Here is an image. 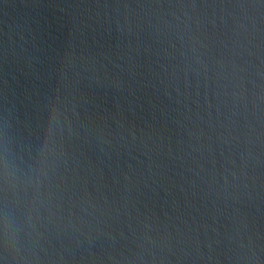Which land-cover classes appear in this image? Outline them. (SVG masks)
Returning a JSON list of instances; mask_svg holds the SVG:
<instances>
[{
    "label": "water",
    "instance_id": "obj_1",
    "mask_svg": "<svg viewBox=\"0 0 264 264\" xmlns=\"http://www.w3.org/2000/svg\"><path fill=\"white\" fill-rule=\"evenodd\" d=\"M0 264H229L184 0H0Z\"/></svg>",
    "mask_w": 264,
    "mask_h": 264
}]
</instances>
